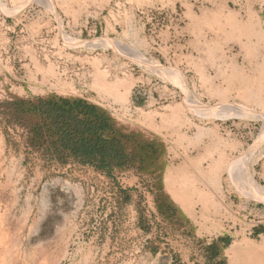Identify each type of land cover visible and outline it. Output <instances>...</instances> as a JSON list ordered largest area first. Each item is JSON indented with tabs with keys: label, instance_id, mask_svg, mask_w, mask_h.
I'll return each instance as SVG.
<instances>
[{
	"label": "rangeland",
	"instance_id": "obj_1",
	"mask_svg": "<svg viewBox=\"0 0 264 264\" xmlns=\"http://www.w3.org/2000/svg\"><path fill=\"white\" fill-rule=\"evenodd\" d=\"M54 4L0 0V101L85 99L145 160L47 169L0 122V264H264V0H64L45 32ZM167 146L216 191L198 232L161 192Z\"/></svg>",
	"mask_w": 264,
	"mask_h": 264
},
{
	"label": "trees",
	"instance_id": "obj_2",
	"mask_svg": "<svg viewBox=\"0 0 264 264\" xmlns=\"http://www.w3.org/2000/svg\"><path fill=\"white\" fill-rule=\"evenodd\" d=\"M0 117L6 134L13 130L20 136L15 146L20 149L22 145L47 169L90 167L110 176L115 170L134 166L141 158L135 135L124 133L105 110L82 98L48 95L5 99L0 101ZM145 147L153 150L157 161L154 143ZM161 192L168 206L174 208Z\"/></svg>",
	"mask_w": 264,
	"mask_h": 264
},
{
	"label": "crops",
	"instance_id": "obj_3",
	"mask_svg": "<svg viewBox=\"0 0 264 264\" xmlns=\"http://www.w3.org/2000/svg\"><path fill=\"white\" fill-rule=\"evenodd\" d=\"M46 3L54 2L55 9L51 5L44 6V19L40 25L45 32H51L59 27L57 13L60 14L64 0H45ZM67 1V0H65ZM77 2L78 0H70ZM5 35V33H4ZM200 128V127H199ZM190 137L188 144L194 146L205 145L206 137L202 134ZM202 140V141H201ZM164 158L160 159V183L162 188L178 211L181 218L191 222L194 229L200 230L197 219L202 215L200 211L215 208L216 191L208 187L205 174L201 176V169L205 163L198 155L178 156L177 150L167 146ZM201 226V225H200Z\"/></svg>",
	"mask_w": 264,
	"mask_h": 264
}]
</instances>
